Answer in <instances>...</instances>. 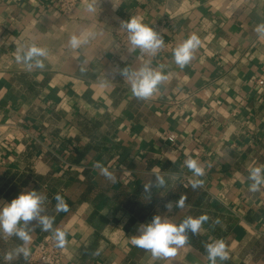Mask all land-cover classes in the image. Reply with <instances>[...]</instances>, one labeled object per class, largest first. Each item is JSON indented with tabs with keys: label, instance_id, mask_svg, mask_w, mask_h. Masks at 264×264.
<instances>
[{
	"label": "crops",
	"instance_id": "crops-1",
	"mask_svg": "<svg viewBox=\"0 0 264 264\" xmlns=\"http://www.w3.org/2000/svg\"><path fill=\"white\" fill-rule=\"evenodd\" d=\"M130 17L159 29L171 50L154 59L130 53L118 35ZM261 23L264 0H81L68 16L55 0H0V208L22 191L44 194V214L66 233L63 264H210L205 245L214 240L228 249L223 264H264V186L251 192L248 179L264 165ZM193 34L200 45L181 69L174 49ZM72 35L82 41L77 49L68 46ZM33 43L48 55L43 70L29 72L15 55ZM145 64L168 80L139 100L113 70ZM188 158L204 176H193ZM155 173L167 186L149 201L143 184ZM193 179L203 187L192 189ZM57 194L67 212H56ZM205 214L200 234L189 233L175 257L153 260L131 244L155 215L179 224ZM30 235L29 248L53 238L39 226ZM21 243L0 236V264Z\"/></svg>",
	"mask_w": 264,
	"mask_h": 264
},
{
	"label": "clouds",
	"instance_id": "clouds-1",
	"mask_svg": "<svg viewBox=\"0 0 264 264\" xmlns=\"http://www.w3.org/2000/svg\"><path fill=\"white\" fill-rule=\"evenodd\" d=\"M86 10L93 12L95 8L92 4H88ZM120 28L127 32L130 53L139 48L142 52L155 56L164 47L163 36L155 31L153 27L143 23L138 17H130L128 20L121 21ZM254 31L259 38L264 39V23L257 25ZM81 44V39L76 35H72L68 40V46L72 49L79 48ZM199 45L200 40L194 34L178 45L173 52L176 65L183 69L193 58L194 51ZM47 55L45 48L33 43L17 49L15 60L31 72L45 68L44 59L47 58ZM113 71L127 80L133 96L139 100H147L153 97L158 92L159 86L168 80L167 75L152 68L150 64H145L138 69L124 67L123 69L116 68ZM184 163L194 177L204 176V168L197 160L188 158ZM96 167L101 166L97 164ZM101 174L108 180L115 181V176L106 168H101ZM248 179L252 182L249 191H259L260 187L264 186V165L251 167ZM190 184L194 190L203 187V181L200 179H193ZM166 186L165 176L155 173L150 181L143 184V192L149 194L148 200L150 201L152 198L151 192L154 188L160 189ZM54 198L57 202L56 212H67L68 205L64 198L60 194H57ZM186 199V196L181 195L175 201V206L181 209L184 208ZM46 200L47 197L36 190L22 191L16 198L0 208V236L16 237L22 242L19 246L4 254L3 259L8 264H12L14 260L21 256L27 260L30 255L28 246L32 240L30 232L36 226H39L42 231L52 232L58 247L65 245L66 233L58 228L54 229V217L44 214ZM164 207L170 211L173 208V202L165 203ZM208 220L209 217L206 214L199 217L188 216L177 224L171 220L162 219L160 215H155L151 222L141 224L138 227L139 234L130 237L131 244L151 252L153 260L172 258L176 256L178 249L189 244V233L199 235L202 225ZM33 221H35V225L32 224ZM205 250L210 264H218V261L223 264L229 259V252L223 240H214L207 243Z\"/></svg>",
	"mask_w": 264,
	"mask_h": 264
},
{
	"label": "built area",
	"instance_id": "built-area-1",
	"mask_svg": "<svg viewBox=\"0 0 264 264\" xmlns=\"http://www.w3.org/2000/svg\"><path fill=\"white\" fill-rule=\"evenodd\" d=\"M80 1L81 0H55L60 13L65 16L71 15L76 10ZM157 32L160 33V30L158 29ZM118 35L122 40H127L126 31L123 30ZM172 46L173 44L170 41L164 42V47L160 49L155 56L142 52L139 48L138 50L144 58L154 59L162 55L164 52L171 50ZM257 84L260 86L263 85L264 79H258ZM166 136L171 143H175L176 135L173 132H167ZM261 234L264 237V220L261 224ZM29 249L30 255L27 260L24 259L27 264H63L64 249L63 247H58L56 245L54 238H44L35 241L31 244Z\"/></svg>",
	"mask_w": 264,
	"mask_h": 264
}]
</instances>
